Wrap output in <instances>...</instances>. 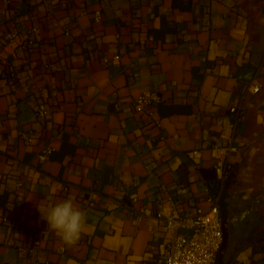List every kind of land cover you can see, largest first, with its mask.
Instances as JSON below:
<instances>
[{"label":"crops","instance_id":"obj_1","mask_svg":"<svg viewBox=\"0 0 264 264\" xmlns=\"http://www.w3.org/2000/svg\"><path fill=\"white\" fill-rule=\"evenodd\" d=\"M0 67L14 74L0 75V264H157L158 212L208 209L220 189L212 151L234 137L236 103L217 261L264 264V0H0ZM150 89L153 116L135 113ZM68 198L86 215L71 246L42 218Z\"/></svg>","mask_w":264,"mask_h":264},{"label":"built area","instance_id":"obj_2","mask_svg":"<svg viewBox=\"0 0 264 264\" xmlns=\"http://www.w3.org/2000/svg\"><path fill=\"white\" fill-rule=\"evenodd\" d=\"M10 1V0H6ZM96 21L100 22L103 18L102 12L96 10L93 13ZM17 33L8 34V41L15 42ZM118 58V57H117ZM0 75L13 78L12 72H5L4 67H0ZM248 90L257 93L260 90L259 83L250 82ZM161 95L156 90H146L134 97L130 101L132 110L135 113L147 114L153 116V106L160 102ZM241 103L233 104L230 108L235 115L234 120V137L231 141L222 146L213 148V157L215 158V170L219 177L220 189L217 192H210L207 200L210 203L208 209L198 208L194 213H185L178 208H173L170 214L165 215L158 212L157 219L159 225L163 227L164 238V254L163 258L157 264H214L218 251L223 243L222 230V211L220 199L223 193L224 183L232 170L230 158L238 151L236 133L241 121ZM49 112L46 104H39L37 107V116L45 119ZM160 124L159 121H156ZM21 138L31 144L35 136L29 130L21 132ZM53 149L46 146L39 154L41 161L46 160L52 153ZM194 154H198L199 150H195ZM145 213L151 214V210H145ZM7 217H3V221H7ZM38 242H35L37 244ZM20 251L27 252L28 247H20ZM58 252H64L65 247L59 246Z\"/></svg>","mask_w":264,"mask_h":264},{"label":"clouds","instance_id":"obj_3","mask_svg":"<svg viewBox=\"0 0 264 264\" xmlns=\"http://www.w3.org/2000/svg\"><path fill=\"white\" fill-rule=\"evenodd\" d=\"M42 218L47 222V227L69 246L78 242L86 227V215L74 204L72 198L55 204Z\"/></svg>","mask_w":264,"mask_h":264},{"label":"water","instance_id":"obj_4","mask_svg":"<svg viewBox=\"0 0 264 264\" xmlns=\"http://www.w3.org/2000/svg\"><path fill=\"white\" fill-rule=\"evenodd\" d=\"M255 73V68H243L241 70V78L245 81H251ZM230 196L229 191L226 189L220 199L221 211H222V230H223V243L221 250H224L230 239V226H231V211L236 212V206H232L230 202L227 201V197ZM240 220L243 219L242 215H239ZM214 264H231V260L227 261H217V256Z\"/></svg>","mask_w":264,"mask_h":264},{"label":"trees","instance_id":"obj_5","mask_svg":"<svg viewBox=\"0 0 264 264\" xmlns=\"http://www.w3.org/2000/svg\"><path fill=\"white\" fill-rule=\"evenodd\" d=\"M230 173H231V172H230ZM219 187H220V183H219V181H218V183L216 184V186H214L213 188H214V190H218Z\"/></svg>","mask_w":264,"mask_h":264}]
</instances>
